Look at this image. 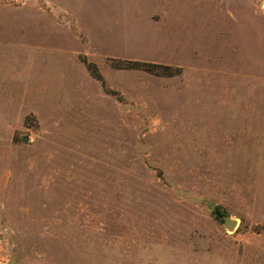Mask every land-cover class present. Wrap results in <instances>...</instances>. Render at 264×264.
Here are the masks:
<instances>
[{"label":"rangeland","instance_id":"rangeland-1","mask_svg":"<svg viewBox=\"0 0 264 264\" xmlns=\"http://www.w3.org/2000/svg\"><path fill=\"white\" fill-rule=\"evenodd\" d=\"M0 264H264V0H0Z\"/></svg>","mask_w":264,"mask_h":264},{"label":"water","instance_id":"water-1","mask_svg":"<svg viewBox=\"0 0 264 264\" xmlns=\"http://www.w3.org/2000/svg\"><path fill=\"white\" fill-rule=\"evenodd\" d=\"M223 225L228 230H234L236 227V220L231 219L228 215L223 216Z\"/></svg>","mask_w":264,"mask_h":264},{"label":"trees","instance_id":"trees-1","mask_svg":"<svg viewBox=\"0 0 264 264\" xmlns=\"http://www.w3.org/2000/svg\"><path fill=\"white\" fill-rule=\"evenodd\" d=\"M137 63H138V62H137ZM152 65H154V64H152ZM88 67H89V65H88ZM162 68H163V69H167V70L170 69L169 66H163ZM92 73H93V72H92ZM170 75H171V73H170ZM94 76L100 79V75H99L98 73H94Z\"/></svg>","mask_w":264,"mask_h":264}]
</instances>
